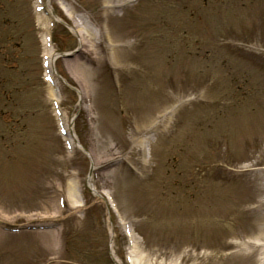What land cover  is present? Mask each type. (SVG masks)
<instances>
[{
    "label": "rangeland",
    "instance_id": "374dc122",
    "mask_svg": "<svg viewBox=\"0 0 264 264\" xmlns=\"http://www.w3.org/2000/svg\"><path fill=\"white\" fill-rule=\"evenodd\" d=\"M206 1L0 0V264H264V0Z\"/></svg>",
    "mask_w": 264,
    "mask_h": 264
},
{
    "label": "bare ground",
    "instance_id": "6f19581e",
    "mask_svg": "<svg viewBox=\"0 0 264 264\" xmlns=\"http://www.w3.org/2000/svg\"><path fill=\"white\" fill-rule=\"evenodd\" d=\"M50 66L52 65H54V60H55V57L54 56H52L51 55V57H50ZM54 67V66H53ZM137 260V259H136ZM115 261L118 263V264H121V260L117 257V258H115ZM133 264H136V261H135V259L133 260Z\"/></svg>",
    "mask_w": 264,
    "mask_h": 264
}]
</instances>
